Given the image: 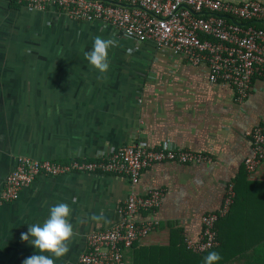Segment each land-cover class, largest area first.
<instances>
[{"label":"crops","instance_id":"1","mask_svg":"<svg viewBox=\"0 0 264 264\" xmlns=\"http://www.w3.org/2000/svg\"><path fill=\"white\" fill-rule=\"evenodd\" d=\"M97 36L117 41L106 73L84 56ZM262 124V79L239 101L232 86L210 82L204 63L193 65L153 42L125 37L107 23L0 0V194L22 156L98 159L140 143L212 159L156 163L136 183L111 174L39 177L16 201H0V264H23L39 253L21 235L28 225L42 224L58 203L72 208L74 236L69 253L55 264H75L87 251L89 235L120 222L121 207L131 195L156 190L163 192L157 211L136 218L158 224L126 251L127 263L203 264L205 256L189 251L187 243L201 240L203 216L222 209L231 183L241 198L218 222L221 245L214 251L222 256L219 264H264V163L252 175L245 168L253 152L251 132ZM244 176V181L239 178ZM94 215L103 219L93 220ZM175 229L183 240L173 238ZM141 247L159 250L149 254Z\"/></svg>","mask_w":264,"mask_h":264},{"label":"built area","instance_id":"2","mask_svg":"<svg viewBox=\"0 0 264 264\" xmlns=\"http://www.w3.org/2000/svg\"><path fill=\"white\" fill-rule=\"evenodd\" d=\"M10 1V0H6ZM34 10L55 8L69 18L112 25L121 35L139 42H153L160 49L186 58L193 65L206 64L212 84L232 86L239 101L246 99L255 80H264V4L258 1L234 3L223 0H18ZM253 152L245 160L254 174L264 163V124L251 132ZM185 165L212 162L210 156L168 145L151 148L140 143L123 145L110 155L93 161L68 163L19 157L7 176L0 201L14 202L39 177L73 173L124 175L137 182L156 163ZM231 184L219 212L203 216V233L188 249L204 253L220 245L217 223L234 201ZM163 192L131 195L121 207V220L111 228L88 237L87 251L75 264H127L125 252L147 237L155 220L138 222L141 212L157 211Z\"/></svg>","mask_w":264,"mask_h":264},{"label":"clouds","instance_id":"3","mask_svg":"<svg viewBox=\"0 0 264 264\" xmlns=\"http://www.w3.org/2000/svg\"><path fill=\"white\" fill-rule=\"evenodd\" d=\"M116 46V40L97 36L94 39L91 50L84 53L85 59L100 73H106L109 71L111 64L110 50ZM71 214L72 208L69 204L58 203L50 207L49 215L42 224L36 223L28 225V231L21 235V239L28 242V244L34 247L35 250L38 249L39 253L35 251V254L26 258L23 261V264H55L56 259L62 258L69 253V241L74 236V226L71 223ZM92 219L99 221L103 219V217L94 215ZM221 260L222 256L220 253L212 251L204 257L203 264H219Z\"/></svg>","mask_w":264,"mask_h":264},{"label":"trees","instance_id":"4","mask_svg":"<svg viewBox=\"0 0 264 264\" xmlns=\"http://www.w3.org/2000/svg\"><path fill=\"white\" fill-rule=\"evenodd\" d=\"M9 2H10L11 5L14 6V7H21V6H22L20 3H18V0H10ZM73 160H86V159H73ZM73 160H70V161H73ZM93 160H96V159H87V161H93ZM70 161H58V162H65V163H68V162H70ZM245 168H246V166H245ZM93 174H96V173H93ZM239 178H240L241 180H243V181H244V179L246 180L245 176H244V177H239ZM240 179H239V180H240ZM246 183H247V185H251V183L248 182V181H247ZM238 184H240V181L238 182ZM234 190H235V197H234V201H233V203H232V205H231V208H230V210L228 211V213H226L225 216H223L220 220L226 218V217L231 213V211H232V209H233V206H234L235 203H236L238 200H240V198H241L240 191H239L238 187L236 186V184L234 185ZM238 196H239V197H238ZM218 233H219V232H218ZM181 235H182L181 230H178V229L173 230V238H175L176 236H179V237H181V240H183V237H182ZM218 239H219V241L221 242V237H220L219 234H218ZM181 244H183V241H182ZM220 245H221V243H220ZM220 245L217 246V247H215V248H213V249H211L210 251H207V252H204V253H194V254L199 255V256H206L209 252H212V251L218 249V248L220 247ZM133 247H134V246H133ZM140 250H141V251H147V253L151 254V253H156V252H158L159 248H156V247H141V248L139 249V251H140ZM189 251H190V250H189ZM191 252H192V251H191ZM192 253H193V252H192ZM127 264H128V263H127Z\"/></svg>","mask_w":264,"mask_h":264}]
</instances>
